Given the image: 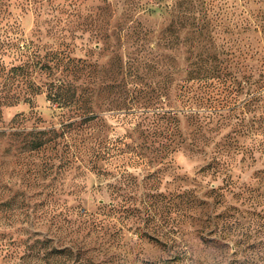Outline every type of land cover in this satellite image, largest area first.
I'll list each match as a JSON object with an SVG mask.
<instances>
[{
    "label": "trees",
    "instance_id": "16d2710c",
    "mask_svg": "<svg viewBox=\"0 0 264 264\" xmlns=\"http://www.w3.org/2000/svg\"><path fill=\"white\" fill-rule=\"evenodd\" d=\"M158 1L168 2L156 10L140 1L111 0L114 6L100 7L101 17L90 20L85 30L89 37L79 44L92 40L95 45H106L114 40L111 58L115 64L107 70L72 55L79 46L74 39L82 37L68 41L62 29L52 25L47 42L38 26L25 37L18 23L5 22L0 47L4 56L0 70L7 88L4 105L26 103L32 107L35 97L44 94L72 114L58 127L41 129L25 126L23 111L11 119L16 131L8 134L15 137L21 153L50 152L33 163L35 202L31 212L40 209L41 223L61 228L64 240L59 242L55 232L23 226L15 238L0 233V264H114V249L121 242L116 241L118 230L110 216L119 208L112 200L98 202L93 214L79 203L64 208L57 199L49 202L47 196L64 192L63 185L51 183L59 171L86 169L109 179L115 168L104 164L113 158L120 162L118 167L131 161L168 164L173 152L193 147L190 126H201V118L232 110L245 100L264 99V0ZM158 18L160 27H150L148 20ZM5 57L11 60L5 61ZM245 88V96L239 98L237 93ZM102 91L110 94L106 97L114 109L136 112L123 138L111 141L100 129L92 132L96 124L104 122L107 110L99 102ZM81 128L89 133L82 148L72 136ZM53 168L51 184L38 181L47 178ZM67 188V195H73L78 186ZM128 210L141 212L138 207ZM205 221L209 230L200 238L213 253L210 260L197 261L180 251L161 264H264V214L246 226L239 219L222 220L218 225L207 217L202 226ZM72 232L77 233L76 239L67 238Z\"/></svg>",
    "mask_w": 264,
    "mask_h": 264
},
{
    "label": "rangeland",
    "instance_id": "374dc122",
    "mask_svg": "<svg viewBox=\"0 0 264 264\" xmlns=\"http://www.w3.org/2000/svg\"><path fill=\"white\" fill-rule=\"evenodd\" d=\"M110 1L0 0V47L5 22L18 23L25 37L38 26L43 41L47 42L50 41L47 30L53 25L57 30L62 29L68 41L74 36L83 38L74 39L79 46L72 55L82 56L88 62H95L96 68L107 70L115 64L111 58L114 40L106 45H95L92 40L86 45L79 43H85L89 37L85 30L90 27V20L101 17L100 7L114 6ZM133 1H140L156 10L168 2ZM148 21L150 27H160L159 18ZM3 58L0 51V61ZM9 60L10 57H5V61ZM6 90L4 74L0 70V233L15 238L23 226L26 230L55 232L62 242L61 228L57 229L54 224L48 226L45 221L41 223L40 209L36 213L35 210L31 212L35 202V190L31 185L34 180L33 163L50 152L21 153L15 144L17 140L8 132L16 131V123L11 119L17 111L25 114V126L37 129L51 125L58 127L72 113L57 107L44 94L35 97L32 107L26 103L6 107ZM246 91V88L240 90L238 97L243 98ZM109 95L104 91L100 95L101 108L107 110L104 122L96 124L92 132L100 129L113 141L124 137L137 116L134 111L114 109L106 97ZM200 121L201 126H190L193 147L173 152L168 164L144 165L130 159L131 164L118 167L120 162L113 158L104 164L107 168H115L111 170L113 175L109 179L86 169L69 173L59 171L51 183L63 185L64 192L47 196V200L57 199L64 208L79 203L81 208L93 214L98 211V202L108 204L112 200L119 212L110 218L118 230L119 241H116L121 242L114 249L117 254L114 264H146L147 261L161 264L180 251L185 253V257L191 255L197 261L210 260L213 253L200 238V234L204 235L209 230L207 221L202 226L205 218L215 221V217L218 225L222 220L239 219L246 226L264 214V99L245 100L232 110L219 111ZM9 126L12 127L9 129ZM87 131L81 128L72 132L80 148L89 140ZM214 160L217 166H213ZM215 167L217 171L214 173ZM54 172L55 168L47 178H38V181L51 184L49 181ZM108 184L115 188L112 189V185L109 188ZM69 185L78 186L75 194L67 195ZM126 197L127 202L124 200ZM135 207L141 212L128 210ZM62 224L65 226V222ZM141 233L158 237H140ZM69 237L76 239L77 233L72 232Z\"/></svg>",
    "mask_w": 264,
    "mask_h": 264
}]
</instances>
